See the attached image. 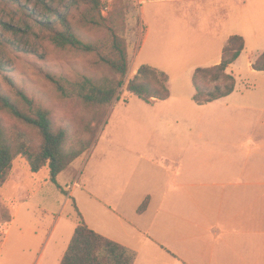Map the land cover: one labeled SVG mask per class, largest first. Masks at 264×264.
<instances>
[{
  "label": "crops",
  "instance_id": "1",
  "mask_svg": "<svg viewBox=\"0 0 264 264\" xmlns=\"http://www.w3.org/2000/svg\"><path fill=\"white\" fill-rule=\"evenodd\" d=\"M172 1L171 20L147 19L145 37L153 28L165 45L142 63L167 74L169 97L122 103L124 114L74 162L63 202L72 197L89 228L134 250L133 264H264V94L242 86L239 73L243 58L248 74L264 73L252 67L257 56H244L247 28L256 38L264 25L253 23L246 0ZM232 35L244 40L226 69L233 91L197 104L195 69L218 64ZM35 192L0 201V264H59L69 245L78 223L57 231V215L39 236L36 222L19 219L25 202L35 220L37 209L51 213L31 202Z\"/></svg>",
  "mask_w": 264,
  "mask_h": 264
},
{
  "label": "rangeland",
  "instance_id": "2",
  "mask_svg": "<svg viewBox=\"0 0 264 264\" xmlns=\"http://www.w3.org/2000/svg\"><path fill=\"white\" fill-rule=\"evenodd\" d=\"M248 11L253 14V23L264 25V0H246ZM101 14L117 24L119 33L124 42L128 69L125 75L112 70L105 62L99 60L96 52H85L71 47L56 46L50 39L49 32L40 26L34 17L28 15V11L34 8V4L27 0H0V88L11 97L16 98L14 90L5 80L4 74L13 78L17 86L23 89L28 96L32 97L36 104L46 108L55 129L62 128L67 133L65 149L79 150L81 153L58 175L62 193L57 186L50 181L48 168H42L36 173L28 171L26 161L16 156L11 163L7 180L0 187V201L15 203L16 199H23L27 189H34L31 202L41 204L51 213L43 214L37 209V219L33 217L29 205L25 202L19 219L28 222H36L39 236L48 230L53 219L61 216L58 230L64 223H78V214L72 197L63 202L66 192L71 187L73 179L77 180L78 168L74 164L81 161L92 146L102 128L107 122H115L124 114L125 100H129L133 94L127 90L128 80L137 72V68L144 61L149 60V50L155 51L163 48L165 44L157 42V35L153 28L148 37H145L144 28L147 27V19L156 20L158 24L171 20L172 0H102ZM27 6V10H23ZM61 9V8H60ZM63 11V9H61ZM163 14H168L165 20ZM69 20L79 36L87 40L103 39L107 43L110 39L105 28L91 27L80 20V12L73 11L69 14ZM258 36L253 37V30L248 29L247 53L245 55L259 56L264 51V29L256 30ZM107 46V45H106ZM166 47H170L167 46ZM107 51V49H105ZM240 66L241 85L256 87L255 94H264V73L255 75L248 74L246 59L241 60ZM6 69V70H5ZM44 70L61 74L70 79H78L82 76H90L95 79L107 77L115 82L122 80L115 99L107 106H99L85 103L77 96H63L55 84L45 78ZM202 84L213 87L214 81L208 77H201ZM243 91V90H242ZM137 100L136 97H134ZM116 108L108 113L116 104ZM0 118L7 125L15 120L0 109ZM79 159V160H78ZM78 160V161H77ZM76 162V163H74ZM67 176V177H66ZM67 179V180H66ZM69 184L65 190L66 185ZM42 185V187H41ZM62 199V200H61ZM26 201V200H24ZM30 201V200H28ZM43 214V215H42ZM6 212L0 210V227L5 223ZM57 238L54 236L53 240Z\"/></svg>",
  "mask_w": 264,
  "mask_h": 264
},
{
  "label": "trees",
  "instance_id": "3",
  "mask_svg": "<svg viewBox=\"0 0 264 264\" xmlns=\"http://www.w3.org/2000/svg\"><path fill=\"white\" fill-rule=\"evenodd\" d=\"M27 1L34 4L28 15L34 17V20L49 32L50 39L56 46L96 52L99 60L105 62L112 70L121 75L126 74L128 62L124 42L115 21L109 23L101 14L102 0ZM27 9V6H23V10ZM73 11L80 12V20L85 25L105 28L110 42L107 43L103 39L87 40L79 36L69 20V14ZM243 48V38L232 35L223 47L218 64L195 69L192 76L196 90L193 100L197 104L213 101L233 91L235 79L226 69L237 59ZM1 67L0 70H4ZM252 67L264 70V51L255 58ZM42 73L55 84L63 96H77L85 103L99 106L109 105L122 85V80L115 82L107 77L95 79L82 76L70 79L48 70ZM4 77L14 90L16 98L0 88V109L15 120L7 125L0 118V187L7 180L12 160L20 156L26 161L30 173L47 167L50 181L62 189L58 175L81 152L76 149L67 151V133L62 128L53 127L49 111L36 104L32 97L17 86L11 76L4 74ZM201 77H208L209 81H214L215 84L209 88L208 84L200 82ZM167 80L168 76L164 72H158L147 64H140L136 74L128 80L127 90L146 102L153 99L163 100L169 97ZM146 204L144 201L138 211L143 210ZM135 257L134 250L89 228L78 213V224L59 264H133Z\"/></svg>",
  "mask_w": 264,
  "mask_h": 264
}]
</instances>
